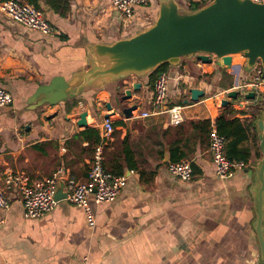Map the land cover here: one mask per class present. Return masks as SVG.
Listing matches in <instances>:
<instances>
[{
    "label": "crops",
    "instance_id": "0c3cea01",
    "mask_svg": "<svg viewBox=\"0 0 264 264\" xmlns=\"http://www.w3.org/2000/svg\"><path fill=\"white\" fill-rule=\"evenodd\" d=\"M193 1L203 5L210 0ZM70 3V11L62 16L51 8L45 10L41 2L59 30L53 36L25 28L0 12V86L13 95L10 105L0 107V186L4 187L3 178L9 174L31 183L59 167L86 180L98 144L95 124L111 111L108 102L116 112L115 123L124 124L116 126L122 134L112 136L105 148L106 159L123 157L124 148L130 147L137 167L126 169L127 180L115 201L96 204L92 199L93 227L83 210L66 199L42 217L26 218L17 186L9 189L10 206L2 209L0 264H261L250 192L255 165L262 157L255 127L259 113L255 103L245 105L246 96L241 93L227 106L222 105L225 99H215L219 91L248 78L245 57L236 61L239 54L232 55V68L218 61L203 63L196 57L169 66L171 101L185 107L180 125H169L166 115H153L140 119V126L133 125L137 118L121 111L135 103L141 110L152 109L149 74L103 83L61 103L38 107L30 100L39 86L55 76L69 80L89 68L90 45L129 37L153 23L159 11V1L151 0L138 6L137 16L127 20L104 1ZM203 75L219 83L214 85ZM137 82H142L141 89L122 101L125 90ZM213 87L215 91L209 94ZM191 88L202 89L205 95L198 102L184 104ZM227 107L248 126L246 146L252 156L246 168L220 179L209 152L210 137H194L189 121L210 119L215 124ZM84 111L88 125L79 126ZM88 128L97 132L83 135ZM176 141L184 145L195 165L189 182L170 175L163 163L165 152Z\"/></svg>",
    "mask_w": 264,
    "mask_h": 264
},
{
    "label": "water",
    "instance_id": "95a60500",
    "mask_svg": "<svg viewBox=\"0 0 264 264\" xmlns=\"http://www.w3.org/2000/svg\"><path fill=\"white\" fill-rule=\"evenodd\" d=\"M157 18L149 26L135 34L112 43L99 42L89 46L88 69H81L71 79L55 76L49 84L41 85L31 97L38 107L45 103L57 104L67 98L79 95L84 89L114 82L130 75L144 77L162 64H180L183 58L196 56L203 63H212L210 54L218 62L232 68V55L241 54L246 59L247 70L256 64L264 67V2L253 0H210L197 9L186 8L178 0H158ZM50 7L45 4V10ZM142 82L133 83L126 89L122 101L132 98V91H138ZM191 96L184 104L198 102L205 95L199 88L190 89ZM240 91H230L223 106L231 104ZM255 98L254 92L245 95ZM107 109L113 110L112 103ZM138 109L135 103L121 109L126 117H132ZM115 111V110H114ZM258 131L262 157L257 161L254 182L250 192L254 201V230L260 246V260L264 264V106L257 107ZM87 111L80 114L79 126H87ZM109 114L105 118H109ZM170 162L169 151L165 152L163 163ZM67 197L65 182L58 184L56 199Z\"/></svg>",
    "mask_w": 264,
    "mask_h": 264
},
{
    "label": "built area",
    "instance_id": "2783aa9c",
    "mask_svg": "<svg viewBox=\"0 0 264 264\" xmlns=\"http://www.w3.org/2000/svg\"><path fill=\"white\" fill-rule=\"evenodd\" d=\"M111 4L125 19L131 20L137 16L138 6L148 5L151 0H98ZM264 2V0H253ZM0 12L17 22L21 26L39 31L45 36L59 34V30L52 25L47 17L46 11L41 7H36L25 0H5L0 2ZM213 61L217 60L215 54H210ZM170 81L169 70L158 72L153 85L152 109L134 110L133 117L146 119L153 115H167L169 125H180L184 122V106L176 103H168V91ZM230 91H240V95L245 96L249 92L255 93V98L245 97V105L252 102L258 107L264 106V67L261 64L250 70L247 79L238 81L236 84L223 89L216 94L215 99L228 98ZM13 102V95L6 88L0 86V107H5ZM251 103V104H252ZM244 103H242V106ZM109 118L95 124L100 136V142L95 146L93 157L90 162L87 179L81 181L64 168H57L51 175L27 182L17 175L9 174L3 180L4 187L0 186V226L5 218L2 209L10 206L7 196L8 190L15 185L18 188V198L24 208L26 218H39L50 211L58 203L56 192L61 180L65 182L67 191L66 200L71 201L81 208L85 214L87 224L90 227L96 224V210L93 207L92 199L96 204L109 203L115 201L124 186L127 176L125 174L115 175L105 166V148L110 145L115 131L116 112L108 111ZM228 139L220 134L216 124L212 123L209 152L216 167V176L220 179L231 177L238 170H243L248 166L243 160H231L226 154ZM170 175L184 182H189L194 176L193 161L184 158L178 161H170L167 164Z\"/></svg>",
    "mask_w": 264,
    "mask_h": 264
},
{
    "label": "trees",
    "instance_id": "16d2710c",
    "mask_svg": "<svg viewBox=\"0 0 264 264\" xmlns=\"http://www.w3.org/2000/svg\"><path fill=\"white\" fill-rule=\"evenodd\" d=\"M5 0H0V2ZM26 2L41 8V2L48 5L54 12L65 16L71 9L70 0H25ZM189 7L191 9H197L202 6L199 2H194L189 0ZM170 64H162L158 69L149 73V84L154 85V81L158 72L162 70H167ZM234 109L227 107L217 118L216 127L220 134L227 137L228 142L226 146V154L231 160H243L246 163L249 162L251 158V150L246 143L249 141V131L248 126L238 117L235 116ZM123 121H118L115 126L123 125ZM189 125L194 129L193 136L198 137L201 140L210 137L212 122L210 119H199L189 121ZM253 126V123H251ZM94 132L95 128H88L82 132L84 135L86 132ZM97 132V131H96ZM100 142V136L96 135L95 143ZM128 136L123 139V144L127 145ZM184 145H180L179 141L171 143L169 155L170 161H178L184 158H188V154L183 149ZM167 165V164H166ZM106 168L115 175H122L125 173L126 169H134L137 167L136 161H134V154L130 147H125L123 150V157L114 156L112 160H105ZM193 167L195 165L193 164Z\"/></svg>",
    "mask_w": 264,
    "mask_h": 264
},
{
    "label": "rangeland",
    "instance_id": "374dc122",
    "mask_svg": "<svg viewBox=\"0 0 264 264\" xmlns=\"http://www.w3.org/2000/svg\"><path fill=\"white\" fill-rule=\"evenodd\" d=\"M178 2L181 4V5H183L184 7H186V8H190L189 7V0L187 1V0H178ZM194 57H196V56H191V57H188V58H183L182 60H193L194 59ZM236 57H238L237 58V60L236 61H240L241 59H242V55L241 54H239V55H237ZM217 60H218V58H217ZM216 60V61H217ZM243 60V59H242ZM168 70V69H167ZM247 73L249 74L250 73V71L249 70H247ZM249 76V75H248ZM247 76V77H248ZM201 77H203V78H205V79H207L208 77H207V75H203V76H201ZM225 79L227 80H232V78H231V76L229 77V76H226L225 77ZM207 81L208 82H212L214 85H216V84H218L219 82L217 81L216 82V80H214L213 81V79H207ZM168 87H169V91H168V103L169 104H172L173 102H174V100H172L171 101V92H170V84H168ZM215 87H213V89L210 91V93L209 94H211V93H213L215 90ZM209 103H210V105H212V103H211V101H209ZM165 118H167V115L165 116ZM131 121H128V123H130ZM140 123H142V120H140V119H137V120H134V122H133V125H139L140 126ZM121 134H122V130H118V129H116L115 128V131H114V134L113 135H117V136H121ZM255 146H257V144L255 145ZM257 156H258V158L261 156V152L259 151V154H257Z\"/></svg>",
    "mask_w": 264,
    "mask_h": 264
}]
</instances>
